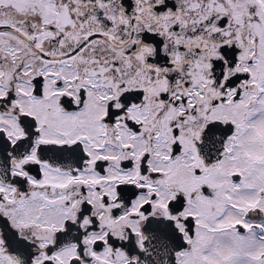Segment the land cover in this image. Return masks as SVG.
<instances>
[{"label": "snow or ice", "instance_id": "obj_1", "mask_svg": "<svg viewBox=\"0 0 264 264\" xmlns=\"http://www.w3.org/2000/svg\"><path fill=\"white\" fill-rule=\"evenodd\" d=\"M0 264H264V0H0Z\"/></svg>", "mask_w": 264, "mask_h": 264}]
</instances>
